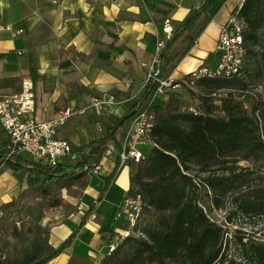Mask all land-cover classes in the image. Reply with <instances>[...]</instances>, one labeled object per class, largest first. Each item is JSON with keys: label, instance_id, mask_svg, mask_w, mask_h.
Returning a JSON list of instances; mask_svg holds the SVG:
<instances>
[{"label": "trees", "instance_id": "1", "mask_svg": "<svg viewBox=\"0 0 264 264\" xmlns=\"http://www.w3.org/2000/svg\"><path fill=\"white\" fill-rule=\"evenodd\" d=\"M222 2L203 0L199 9L190 10L165 44L162 76L173 65L182 35L201 18L208 23ZM240 16L246 23L241 76L203 77L195 83L197 95L173 92L151 105L153 86L146 85L122 117L110 118L99 139L77 148L82 156L74 163L47 166L22 153L7 159L0 146V166L26 172L25 188L0 206V264H47L72 245L78 230L54 248L49 224L29 218L27 210L45 216L64 204L63 193L80 198L111 146L114 166L104 178L102 201L120 169L122 128L141 107L154 119L152 145L142 160L128 163L125 198L140 195L144 211L134 235L113 252L106 250L98 264H264V241L226 227L239 215L264 217V172L251 178L253 172L239 166L246 162L264 169V95L257 92L264 88V0H244ZM30 79H37L34 70ZM204 205L209 211L224 210V223L208 217ZM146 212L158 214V221L146 224Z\"/></svg>", "mask_w": 264, "mask_h": 264}, {"label": "crops", "instance_id": "2", "mask_svg": "<svg viewBox=\"0 0 264 264\" xmlns=\"http://www.w3.org/2000/svg\"><path fill=\"white\" fill-rule=\"evenodd\" d=\"M222 1L208 23L201 18L182 35L173 65L164 73L166 77L178 80L202 66L217 64V25L224 23L239 3V0ZM202 4L203 0H0L3 29L0 30V100L18 92L21 81L30 79L34 70L37 79L34 82L30 79L35 94L33 117L48 122L62 110H76L70 125L64 124L56 130V137L76 149L86 148L99 139L111 117H122L127 104L141 96L146 73L142 65L153 60L157 42L166 38L165 22L169 21L172 36L190 10H197ZM195 33L198 46L193 48L191 37ZM104 94L114 96L120 105L106 108L99 115L90 110L79 113L92 98ZM7 141L0 124V146ZM102 160L80 198L63 194L64 204L42 221L50 226L49 243L54 248L76 231L77 226L79 231L72 246L47 264H76L70 262L73 257L83 264V253H88V264H98L103 258L105 252L93 263L96 260L93 252L104 249L112 230L110 227L104 232L105 229L99 230L91 222L97 219L98 197L114 161L112 158L108 164L110 173L103 176ZM22 172L14 173L5 165L0 166V206L25 188L26 173ZM118 172L111 185L126 196L130 172ZM107 192L103 201L109 203L113 216L121 201L105 199ZM104 221L103 225L107 223Z\"/></svg>", "mask_w": 264, "mask_h": 264}, {"label": "built area", "instance_id": "3", "mask_svg": "<svg viewBox=\"0 0 264 264\" xmlns=\"http://www.w3.org/2000/svg\"><path fill=\"white\" fill-rule=\"evenodd\" d=\"M243 2L244 0H239L235 10L229 14L226 21L217 25L219 31L216 46L217 64L214 67L202 66L189 74L187 78L174 80L161 75V55L172 33L169 21L165 22L163 33L166 38L157 42L153 60L149 64L142 65L146 70L143 87L145 88L146 85L153 86L150 105L156 98L173 92L181 94L193 92L197 95L195 83L203 77L230 78L241 76L246 55L243 43L246 23L240 16ZM0 30L3 29L0 27ZM197 46L198 41L195 39L192 47L196 48ZM188 95L187 97H189ZM118 105L120 103L114 96L104 94L92 98L86 108L80 110L79 113L90 110L99 115L106 108ZM34 112V87L33 82L28 78L21 81L18 92L0 100V124L8 137V141L4 145L8 152L7 159L22 153L34 162L47 166L70 164L78 161L82 153L69 142L56 137V130L76 115V110H62L48 122L35 120ZM153 128V116L146 109L141 107L134 112L130 124L120 140L118 155L120 166L131 162L137 163L144 158V153L140 148L152 145ZM112 156L113 148L110 146L104 152L103 158ZM98 168L93 171V174H97ZM143 211L144 204L140 195L134 193L123 199L116 211V219L122 221V225L113 233L106 248L107 252H113L125 238L134 235V228Z\"/></svg>", "mask_w": 264, "mask_h": 264}, {"label": "rangeland", "instance_id": "4", "mask_svg": "<svg viewBox=\"0 0 264 264\" xmlns=\"http://www.w3.org/2000/svg\"><path fill=\"white\" fill-rule=\"evenodd\" d=\"M257 92L259 94H261V95H264V88L259 87L258 90H257ZM166 98H167V95L160 96V97L156 98L153 101V103H163ZM186 98H187V96H186ZM132 104H133L132 101L129 104H127L126 111L128 109H130V107L132 106ZM73 118H74V116H72L69 120L66 121V123H65L66 126H69L70 125V123L72 122V119ZM128 122L129 121H126V123L124 125V128L125 127L127 128L128 124H129ZM122 130H123V128H122ZM94 131H95V133H96V131H98L96 126H94ZM140 149H141V151L143 153H147L149 151L150 147L146 145V146H142ZM111 162H112V157H104L103 158L102 165H101V167H102V170H101L102 172L101 173H103V176H106V175H108L110 173V168H109L108 164L111 163ZM239 166L241 167V169H245V170H248V171H252L253 172V175H252L251 178H257L258 176H262L263 175V172H264V169H259L257 167H254L253 164L246 163V162H240L239 163ZM130 168H131L130 164H125V165H123V166L120 167L118 174H120L124 170H127V171L130 172ZM260 170H262V171H260ZM24 172H22V174H24ZM129 180H130V176H129ZM257 181H259V180L256 179V182ZM107 193L108 194L105 196V199H107V197L110 198V199L112 198V200L113 199H115V200H118L119 199L121 201L120 204L118 205V207H119L121 205V203H122L123 197L125 196V194H123L122 190H120L118 187H116L115 185L112 184L111 187L109 188V191ZM63 194L67 195V193H63ZM98 194H99V191H98ZM98 194H96V199L94 200V203L97 200ZM71 195H72V193H71ZM84 202H89V200L88 201L84 200ZM89 203H91V202H89ZM97 206H98V211L96 212L97 219L95 221L91 222V225L92 226H96L99 230H104L105 229L104 232H106V231L108 232V230L110 229V227L111 228L113 226L114 227L112 229V232L109 233L108 243L106 244V246L104 247V249L102 251L96 250L95 252H93L96 255V260H93V263H97L100 260V258L102 257V255L105 252V249L108 247V244L110 242V239H111L113 233L117 229H120L121 228V225H122V221H117V219H116V212L113 213V216H112V209H111L109 203H106L105 201L102 200V201H100L97 204ZM204 206H205V211H206V214L208 215V217H210L212 220L216 221L218 224L219 223L220 224H223L224 223V217H225L224 210H217V211L210 210L209 211L208 209H206L207 205H204ZM228 208H229V205H228ZM116 211H117V209H116ZM50 213L53 214L54 213V210L48 211L45 214V216H41L38 213L37 209H35V208H29L27 210V216L29 218L37 219L40 222L48 219L49 218L48 216L50 215ZM145 218H146V221L145 222H146V224H148L149 222H157L158 219H159V215L158 214H155V213H152V212H146V217ZM103 219H105L104 223H106V221H107L108 226L106 225L107 223L105 225H103V222H102ZM113 220H114V222H113ZM76 226H77V223H76ZM77 227H76V230L78 229ZM226 227H228V230L229 231L241 230V232H244L248 236L249 239L264 241V217L259 218V219H254L253 218V219L249 220L247 218H242V216L239 215L238 217L234 218V221H233L232 224H228V225H226ZM78 232H77L76 236L78 235ZM99 241H100V239H99ZM101 241H104V240H101ZM55 243H58V242L55 241ZM66 249H64L62 253H64ZM93 249H95V248H93ZM230 254L232 255V251H231ZM82 261L84 262L83 264H88L89 263L90 258L88 256V253H83L82 254ZM70 262L79 264V260L75 259L74 257L72 259H70Z\"/></svg>", "mask_w": 264, "mask_h": 264}, {"label": "water", "instance_id": "5", "mask_svg": "<svg viewBox=\"0 0 264 264\" xmlns=\"http://www.w3.org/2000/svg\"><path fill=\"white\" fill-rule=\"evenodd\" d=\"M133 114H134V112H133Z\"/></svg>", "mask_w": 264, "mask_h": 264}]
</instances>
